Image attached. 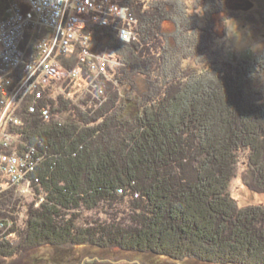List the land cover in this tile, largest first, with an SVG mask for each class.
<instances>
[{
    "label": "trees",
    "instance_id": "trees-1",
    "mask_svg": "<svg viewBox=\"0 0 264 264\" xmlns=\"http://www.w3.org/2000/svg\"><path fill=\"white\" fill-rule=\"evenodd\" d=\"M116 1L138 20L137 37L124 42L95 30L93 50L109 45L121 62L113 80L101 76L103 102L83 108L67 97L77 96L80 78L65 82V94L46 86L42 98L19 105L21 125H12L19 150L42 159L30 176L39 179L33 198L11 188L0 194V264H58L30 257L80 246L264 264V204L240 205L229 191L241 167L246 187L264 194V55L183 68L213 42L186 0ZM199 5L205 15L226 10L224 0ZM6 8L0 0V20ZM164 22L174 30L163 32ZM28 42L26 61L35 39ZM118 203L126 216L82 219Z\"/></svg>",
    "mask_w": 264,
    "mask_h": 264
},
{
    "label": "built area",
    "instance_id": "built-area-1",
    "mask_svg": "<svg viewBox=\"0 0 264 264\" xmlns=\"http://www.w3.org/2000/svg\"><path fill=\"white\" fill-rule=\"evenodd\" d=\"M6 2L5 17L0 20V84L10 112L7 109L4 111L3 115L6 117L1 118V122L3 125L9 122L10 127L8 132L0 131V194L4 192L2 183H6L8 189L14 186L12 189L19 196L33 198L34 183L37 184L39 179H32L30 176L42 158L35 157L31 149L29 152H21L19 145L12 152L7 150L11 147V143H7L8 139H14L15 143L21 144V140L12 130V125L17 122L16 118L13 119L14 107L11 103L14 96L17 97L22 89L23 93L20 94L17 105L25 101L28 95H32L36 102L42 98V87L52 86L54 89L51 90L65 94V82L72 79L78 82L82 78L84 80L76 88L81 89V92H77L75 97L73 94L66 95L74 104L85 108L87 105H82V98L86 99L87 93L90 98L99 95L95 90V79L105 71L106 63L116 61L114 55L107 60V54L112 49L106 46L103 47L104 50H93L95 30L105 28L121 41L129 42L137 37L138 20L130 13L128 6L119 4L116 0ZM27 38L29 41L35 39L31 51L32 59L29 61H26L29 42L24 46ZM19 71L22 72L21 75ZM14 81L17 82L15 87L9 89L11 92L6 91V84ZM91 85H95L94 90H88ZM98 102L101 101L96 99L94 105L97 106ZM92 103L93 98L89 100V104ZM29 108L31 112H36L34 105ZM41 113L46 116L49 109L42 108ZM43 199L41 197L40 202Z\"/></svg>",
    "mask_w": 264,
    "mask_h": 264
},
{
    "label": "rangeland",
    "instance_id": "rangeland-1",
    "mask_svg": "<svg viewBox=\"0 0 264 264\" xmlns=\"http://www.w3.org/2000/svg\"><path fill=\"white\" fill-rule=\"evenodd\" d=\"M196 2L197 0H186L190 11H196L197 16L200 17V21H203L202 26L209 28L210 32L212 31L213 42L210 43L205 53H203L201 57L197 56L195 58H189L184 61L182 60L181 63L183 68L196 67L197 70H202L203 67H211L213 64L208 63V61L214 56L218 59H220L222 56L228 59H234L236 57H261L264 55V0H224V7L226 9L224 12L218 11L206 15L203 12L202 6H195ZM220 4L222 5L221 2ZM173 30V23L164 22L162 24L163 32L169 33ZM106 48L111 49L109 45H107ZM113 50L112 52L111 50H109L107 54V60H110V56L114 55L116 61H109L108 63H106L105 71H102L95 79V85L97 84L95 90L99 95H97V97H91L93 98L92 104H89V100L91 98L85 100V97H83L82 102H85V104L82 105H94L96 99L101 101L100 104L103 102L104 99L102 98L103 95L101 93V76H105L107 79L113 80V78L111 77V70L121 65V62L117 59L116 54ZM205 61L206 64L203 65V62ZM19 74L21 75L22 72L19 71ZM16 83L17 82L14 81L11 84H6L8 89H6V91L11 92L9 89L15 87ZM113 83L118 86L117 82L113 81ZM94 86L91 85L90 87H88V90H94ZM141 86H143V84ZM2 92L4 91L2 90V84H0V131L8 132V129L10 127V125H8L9 122L3 125L4 123L1 122V118L6 117L5 115H3L6 109L10 112V106L8 101L4 100ZM77 92H81V89ZM21 93H23L22 89L17 94V97L14 96V99L11 102L14 107L13 119H17V122H14L13 125L16 126L21 125L19 105L23 103V101L17 105ZM261 97H263L262 93L256 95L257 99H260ZM29 107L30 106H27V111H30ZM47 115L50 117L54 116L55 114L50 113L49 111L46 116ZM16 136L18 139L20 138L18 134H16ZM7 143H11L9 145L11 147L7 149L8 152H12L13 149L17 147V145H20L18 143H15L14 139H12V141L8 139ZM241 170L242 168L240 167L239 172ZM239 172L230 183L229 191L231 192V194L238 200L240 205H263L264 194H258L248 189L243 182L242 172ZM2 184L4 187V191H7V193L10 194L8 190V184ZM13 187L14 186H12L11 189ZM13 193L16 194L17 192L13 191ZM125 211V214H128V209H126V207L120 203L114 205L112 208L103 205L91 212H84L82 219H99V221L104 220L108 222L112 215H117L119 216V218L126 216L124 215ZM30 261L49 263L53 262L58 264H78V262L86 264H209L199 262L194 259H186L184 261H180L153 253H131L119 249H105L94 246L73 247L69 251L65 252L60 249H53L52 247H44L34 251L31 254Z\"/></svg>",
    "mask_w": 264,
    "mask_h": 264
}]
</instances>
